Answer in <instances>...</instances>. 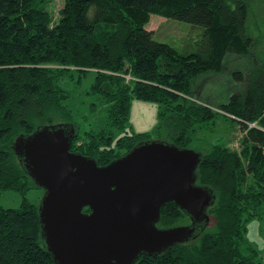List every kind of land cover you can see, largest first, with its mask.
<instances>
[{
  "label": "trees",
  "instance_id": "1",
  "mask_svg": "<svg viewBox=\"0 0 264 264\" xmlns=\"http://www.w3.org/2000/svg\"><path fill=\"white\" fill-rule=\"evenodd\" d=\"M47 1L0 0V196L23 197L16 209L0 205V264H55L39 206L26 198L41 188L20 163L15 141L41 126L72 124L71 151L106 166L149 140L129 134L134 100L158 104L157 132L179 148L199 145L198 132L220 116L244 133L238 149L216 143L198 150L195 185L216 196L207 229L135 264H264L247 237L248 222L264 220V63L253 53L248 0H64L58 19ZM152 16L201 29L195 49L180 53L157 41L148 29ZM240 61L244 70L231 73L234 88L219 111L198 100V79L217 78ZM90 73L84 95L92 110L77 117L71 85L80 89ZM100 104L105 123L88 128ZM188 223L174 202L162 207L159 228Z\"/></svg>",
  "mask_w": 264,
  "mask_h": 264
},
{
  "label": "water",
  "instance_id": "2",
  "mask_svg": "<svg viewBox=\"0 0 264 264\" xmlns=\"http://www.w3.org/2000/svg\"><path fill=\"white\" fill-rule=\"evenodd\" d=\"M75 136L72 124L45 125L13 144L44 191L42 238L55 264H135L143 254L160 255L207 229L216 196L195 185L200 151L149 141L100 166L71 151ZM169 202L190 225L158 227Z\"/></svg>",
  "mask_w": 264,
  "mask_h": 264
},
{
  "label": "rangeland",
  "instance_id": "3",
  "mask_svg": "<svg viewBox=\"0 0 264 264\" xmlns=\"http://www.w3.org/2000/svg\"><path fill=\"white\" fill-rule=\"evenodd\" d=\"M250 4L249 29L250 36L254 40V55L264 63V0H248ZM48 9L53 14L54 19L59 18V12L63 8L64 0H48ZM148 29L154 31V37L157 41L167 43L173 46L180 53H187L195 49L194 44L198 42L202 35L201 29H194L189 24L178 22L172 19L152 16ZM233 66L226 67L224 72L217 78L212 77L208 81L205 78L197 80L195 87L200 88L198 100L205 105H211L214 108L226 102L231 90L234 88L230 75L233 72H242L244 70V63L232 62ZM245 72V71H244ZM232 76V75H231ZM94 74L90 73L87 79L82 83L79 89L74 84L71 85L73 95L70 96L71 102L69 106L77 112L80 111L89 114L90 103L92 100L86 98L84 93L89 84L94 80ZM77 79V78H76ZM230 79V80H229ZM204 85V86H203ZM240 85L238 84V87ZM202 87V88H201ZM227 95V96H226ZM86 103H81L82 101ZM83 107V108H82ZM97 111L93 112L88 118L85 125L91 128H99L105 123V108L101 104L98 105ZM218 110V109H217ZM219 111V110H218ZM79 122L80 119H79ZM159 118V106L156 103L146 102L142 100H134L131 108L129 134H148L149 141H160L169 143L168 138L163 133H158L157 129L161 125ZM80 126H82L80 124ZM197 136L201 140L199 145H191L188 149L207 151L208 148L216 143L225 144L234 149H238L240 139L243 138L244 133L240 129L237 122L223 116L218 117L214 123L202 128ZM170 144V143H169ZM44 191L41 189H34L26 194V198L40 205ZM23 197L20 193L5 192L0 196V205L4 208H18L21 205ZM188 224H181L178 226H185ZM247 237L250 242L258 249L259 253L264 257V220H251L248 222Z\"/></svg>",
  "mask_w": 264,
  "mask_h": 264
}]
</instances>
